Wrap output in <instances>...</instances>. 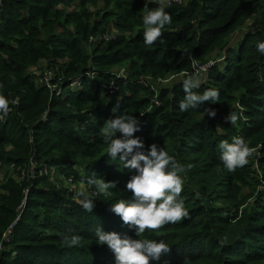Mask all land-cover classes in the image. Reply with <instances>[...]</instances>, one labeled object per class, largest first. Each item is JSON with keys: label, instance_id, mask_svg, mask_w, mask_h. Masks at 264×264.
<instances>
[{"label": "trees", "instance_id": "1", "mask_svg": "<svg viewBox=\"0 0 264 264\" xmlns=\"http://www.w3.org/2000/svg\"><path fill=\"white\" fill-rule=\"evenodd\" d=\"M102 2L106 11L99 21L89 8L99 0H0V95L13 108L0 119V174L8 169L0 180V264H115L108 246L96 243V229L138 238L109 210L111 203L132 198L126 183L135 170L124 168L119 158L112 160L101 136L106 120L125 113L140 123L134 135L144 149L134 151H147L156 143L186 168L181 198L187 217L139 237L163 240L171 247L151 264H184L185 258L189 264H264V53L257 50V43L264 42V24L239 30L264 0L172 3L166 8L172 23L152 46L143 38L145 0ZM157 6L149 0V9ZM111 23L124 34L89 42ZM186 52L203 68L212 63L201 76L209 74L215 82L194 91L215 89L218 102L181 111L183 79L157 90L141 81L143 76L191 73ZM41 59L55 82L64 85L60 95L31 72ZM124 65L130 69L125 81L112 72ZM78 76L82 90L70 92L72 78ZM113 80L122 91L106 95L104 86ZM107 97L111 101L106 104ZM234 102L245 118L235 126L225 120ZM207 108L216 116L207 115ZM234 136L258 146L259 152L229 172L218 144ZM253 159L260 176L252 168ZM43 162L57 166L58 172L45 174ZM78 167L87 171L86 180L95 175L116 183L109 195L94 199L92 212L64 185L67 178L76 179ZM249 172L255 174L250 180ZM57 175L62 177L55 182ZM245 187L250 192L241 194ZM72 235L80 237L78 246L65 243Z\"/></svg>", "mask_w": 264, "mask_h": 264}, {"label": "clouds", "instance_id": "2", "mask_svg": "<svg viewBox=\"0 0 264 264\" xmlns=\"http://www.w3.org/2000/svg\"><path fill=\"white\" fill-rule=\"evenodd\" d=\"M151 2L158 6L149 9V0H145L142 10L143 38L147 46H152L162 36L165 26L172 23V16L166 11V8L170 7L167 0H151ZM180 2L181 0H177V3ZM257 50L264 53V42L257 43ZM185 54L189 56L193 71L185 73L181 81L185 96L180 102V110L188 111L207 101L218 102L219 92L215 89H205L202 93L194 91L201 87L203 83L201 74L206 69L199 66L190 53ZM160 83L167 84L168 81L162 80ZM230 107L231 111L225 120L235 126L242 118L243 109H240L238 114L232 106ZM8 111V100L0 95V112L7 114ZM216 114L214 109L207 108V115L215 117ZM139 130V119L127 113L106 120L101 129L103 142L107 145L106 154L112 160L119 158L124 168L135 170L126 183L132 198H122L111 203L109 210L119 216L125 225L133 228L138 238L128 236L122 238L119 233L105 232L101 227L97 228L95 233L96 243L107 245L114 253L115 264H151L154 260L159 261L162 256L171 252V247L163 240L139 237L146 231H156L166 224L180 222L188 215L184 200L181 198L184 187L182 174L186 171L185 166L156 143L151 144L147 151H134L144 149V142L134 135ZM218 149L223 166L229 172L247 165L249 158L255 153V149L240 136L232 137L231 142L228 139L221 140ZM87 184L95 187L96 197L107 196L110 194L109 190L116 187L115 182L95 175L87 180ZM77 195L80 197L77 203L85 211L92 212L95 207L94 199L86 191H80ZM196 195L199 197L198 192ZM64 239L70 247L80 244V237L77 235ZM223 243L225 241H221V244ZM184 264H189L187 258L184 259Z\"/></svg>", "mask_w": 264, "mask_h": 264}, {"label": "rangeland", "instance_id": "3", "mask_svg": "<svg viewBox=\"0 0 264 264\" xmlns=\"http://www.w3.org/2000/svg\"><path fill=\"white\" fill-rule=\"evenodd\" d=\"M259 9H257L256 10V12L254 13V14H252V16L253 17H251V18H248L246 21H245V23H244V25H243V27L242 28H240L239 30H241V29H246V30H249V29H252V28H254V27H258L259 25H262V24H264V3H260V5H259ZM91 10H93V12H94V14L96 15V20L98 19L99 21L101 20V16H102V13L104 12V11H106L105 10V3L104 2H102V0H99V3H98V5L96 6V7H93V6H90L89 7ZM97 12L98 13H100L99 15H97ZM110 20V18L108 19V21ZM110 21H112V19L110 20ZM71 29H72V27H70ZM108 28L109 29H107V30H105V31H103V32H101V37H102V39L105 41V42H107V41H110V40H115L119 35H123L124 34V30L123 29H121V28H118L117 26H113V24L111 23V24H109V26H108ZM238 32V31H237ZM246 32V31H245ZM126 34V33H125ZM107 35H110V36H113L112 38H107L106 36ZM235 36H236V33L234 34V36L230 39V41L232 42V41H236V39H234L235 38ZM241 37V35L239 34L238 35V37ZM236 38H237V36H236ZM234 39V40H233ZM232 44V43H231ZM221 51L222 50H220V51H218V52H214L213 53V57L214 58H217L218 57V54H220L221 53ZM224 55H225V50L222 52V55H221V58H219V64H218V67L220 68L219 70H221V71H223L224 70V66L223 67H221L222 65H223V59H224ZM214 63H215V61H214ZM213 63V64H214ZM212 65V64H211ZM31 68H32V70H31V72H33L34 73V76H36L37 78H38V80L40 81L41 80V78H42V76H43V74L45 73V71L46 70H48V68H47V66H46V62L43 60V59H41V60H39V61H37L35 64H33L32 66H31ZM192 71H193V68H192ZM53 72V71H52ZM113 73H115L116 72V74H117V77L118 78H121V79H123L124 81L128 78L129 79V74H130V69L129 68H127V66L126 65H124V66H116V67H113V71H112ZM185 73H187L186 71H183V72H168V73H166L163 77H159V78H151V79H149V77L148 76H143V78L141 79V81L147 86V87H149V88H151V89H153V90H157V87H160V86H166L167 84H169V83H172L171 85H173L174 83H176V82H179L180 80H182L183 78H184V74ZM209 73V72H208ZM79 77L81 78V76H78V77H76V78H72V81L73 82H75L74 84H72L71 85V87L69 86V89L68 90H70V92H72V91H74V92H76V91H78V90H82V87H83V84L81 85L80 83V86H79V84H77V81H78V79H79ZM127 79V80H128ZM162 80H167L168 81V83L167 84H163V83H160V81H162ZM202 80H203V83L201 84V85H203V84H209V82H215V80H216V78L215 77H209V74H203V76H202ZM70 81H71V79H70ZM40 83V82H39ZM113 82H110V83H106V84H109V85H106V86H111V87H113V89H109V88H106L105 86H104V88L106 89V90H108V92L106 91V95H108V94H113V95H116V94H119L121 91H122V86L120 87L119 85L117 86L116 84H112ZM114 86H116V87H114ZM111 90H113V91H111ZM53 93V92H52ZM55 94V93H54ZM112 97V96H111ZM111 101V98L110 97H107V102H106V104L107 103H109ZM235 103V102H234ZM233 103V104H234ZM235 107L233 106V108H235L234 109V111H237V113L239 114V112H240V107L238 106V103L236 102L235 104ZM238 106V107H237ZM201 117H204L205 115H200ZM243 118V120H245V118L244 117H242ZM8 148H10V147H8ZM254 149H255V153H254V157H256L257 156V154H258V146H256V147H253ZM252 157V156H251ZM255 160V161H254ZM253 161H254V163H253V169H254V171H255V173H257V174H259V176H260V174H261V168H260V165H259V163H257V161H256V159H253ZM77 170H78V173H77ZM76 171V173L78 174L77 175V177H76V179L75 180H73L74 181V184H72L71 186H74V188H75V190L77 191V192H80V191H86L87 193H89V191H90V189L92 188V186H90V185H88L87 184V180H86V173H87V171L85 170V169H82L81 167H78V169H76L75 170ZM6 172H8V169H7V167H5L3 170H2V173L0 174V180H2L3 179V176L5 175V173ZM255 174H253V173H250L249 172V178H248V180H250L251 179V176H254ZM57 177H59L60 179H61V175H57V176H55L54 178H53V180L56 182V180L58 179L59 180V178H57ZM64 180H65V178H64ZM64 185L65 186H67V187H70V185H68L67 183H64ZM244 192H242L241 194H244V193H248V192H250V189H249V187H245L244 188ZM258 190H260V185L257 187V189L255 188V190H254V194H255V196H257L256 194H258L257 192H258ZM240 196H242V195H240ZM256 198V197H255ZM95 200H96V198H95ZM253 200H254V198H252L251 200H249V203L250 202H253ZM246 205L247 204H243V205H241L240 206V208H239V211H242L245 207H246ZM234 209V208H233Z\"/></svg>", "mask_w": 264, "mask_h": 264}, {"label": "built area", "instance_id": "4", "mask_svg": "<svg viewBox=\"0 0 264 264\" xmlns=\"http://www.w3.org/2000/svg\"><path fill=\"white\" fill-rule=\"evenodd\" d=\"M184 1L185 0H181L180 3H184ZM167 2L169 4H172V3H177V0H167ZM106 37L107 38H112L113 36L107 35ZM102 41H104V40L102 39L101 34L100 35H96V36L91 35L90 38H89V42L90 43H99V42H102ZM211 64L212 63L209 62L208 66H211ZM208 66H206L205 69H207ZM94 74L95 73H91L92 76ZM54 76L55 75L52 72V70L48 69L43 74L41 80L40 81L38 80V81L40 83H42L43 85H45L47 88H49L51 90V92H53V94L55 93L56 95H60L61 93H63L64 85L61 84L60 82H55ZM112 82H113L112 84H115V81L114 80ZM74 83L75 82L72 81L71 82V85L74 84ZM79 83L81 84V78L80 77H79V79L77 81V84H79ZM107 85H109V84H107ZM105 87L106 88H109V89H113V87H111V86H106L105 85ZM114 87H116V86H114ZM111 91H113V90H111ZM12 110H13L12 106L9 105V111L7 112V114L9 112H12ZM5 115L6 114H4L3 112H0V119H2ZM42 165L44 166L43 172L45 174H47V175H50V176L53 177V175H55L58 172V167L55 166V165H49V164H47V162H43ZM66 181H67V184L70 185V187H67L66 186V188L68 189V191L73 194L72 195L73 197H75L77 199H80V197H78V195H77L78 192L75 190L74 186H71L72 184H74L73 178L72 177H69V178L66 179ZM95 191H96L95 190V187H92L90 189L89 193H88L89 196L92 197L93 199L98 198V197H96L94 195Z\"/></svg>", "mask_w": 264, "mask_h": 264}]
</instances>
